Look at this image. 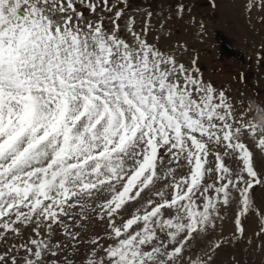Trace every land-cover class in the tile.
Returning <instances> with one entry per match:
<instances>
[{
    "label": "snow or ice",
    "instance_id": "obj_1",
    "mask_svg": "<svg viewBox=\"0 0 264 264\" xmlns=\"http://www.w3.org/2000/svg\"><path fill=\"white\" fill-rule=\"evenodd\" d=\"M233 3L264 30V0ZM186 14L203 43L209 21L186 0L164 14L0 0V264H216L241 241L264 254V128L204 79L198 51L182 62L187 42L159 43Z\"/></svg>",
    "mask_w": 264,
    "mask_h": 264
},
{
    "label": "rangeland",
    "instance_id": "obj_2",
    "mask_svg": "<svg viewBox=\"0 0 264 264\" xmlns=\"http://www.w3.org/2000/svg\"><path fill=\"white\" fill-rule=\"evenodd\" d=\"M192 7V13L197 19H205L208 23V34L203 43L195 39V25L188 22L187 14L183 20L171 19L169 28L172 32L171 40L162 39V46L187 42L189 51L180 54L182 62L187 63L193 51L199 52L198 66L206 81L215 86H223L229 95L237 102L244 100L250 110L246 120L254 121L260 128H264V63L258 64L254 53L264 39V30L260 33L250 31L244 16L233 0H216L217 7H210L209 0H186ZM133 9L137 5L151 8L159 14L167 13L168 6L175 0H132ZM163 9V13L161 12ZM261 26L257 24V28ZM257 47H253V45ZM241 76L244 79H241ZM251 145V141H249ZM258 171H264V155L255 150ZM254 200L257 205H264V188L257 186L254 190ZM231 215V213H229ZM225 234H229L232 227L230 220L218 222ZM247 235L252 236L258 231V219L250 217L245 220ZM94 231L101 232L103 225H93ZM221 229H217V234ZM257 244L259 241L256 242ZM253 245L252 247H255ZM235 257L240 264H264V254L249 252L243 241L221 249L216 257V264H232Z\"/></svg>",
    "mask_w": 264,
    "mask_h": 264
}]
</instances>
